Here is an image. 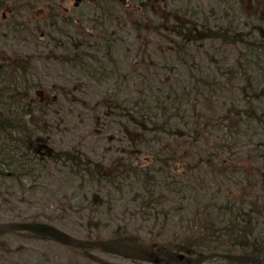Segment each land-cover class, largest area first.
I'll return each mask as SVG.
<instances>
[{"label":"rangeland","instance_id":"374dc122","mask_svg":"<svg viewBox=\"0 0 264 264\" xmlns=\"http://www.w3.org/2000/svg\"><path fill=\"white\" fill-rule=\"evenodd\" d=\"M246 1L247 9L255 8V0ZM149 2L156 12L157 22L166 21L167 26L174 21L168 10L186 5L211 18L223 17L228 12L230 18L238 19L235 0ZM55 3L60 10L59 25L63 26L62 18L68 20L73 16L77 20L76 26L85 32L80 40L76 38L78 36H72L74 39L69 41L66 39L69 43L66 46L70 48L73 41L76 42V48L79 45L81 49H88L84 56L93 60L87 58L86 63L64 61L62 55L67 51L59 43L60 36L54 32L48 34V29L44 28V20L50 12L48 3L25 13L30 27H43L33 36L13 30L18 19L11 17L13 4L7 1L8 8L0 9V63L15 53L29 61L26 66L32 68L30 76L36 82L32 99L43 101L47 96L53 99L47 116L51 126L37 131L48 143L46 152L82 151L92 159L93 166L100 168L96 175L100 182L73 176L68 168L50 161L46 152L40 157L36 151L0 131V264H183V257H168L163 252L168 241L180 233L179 225L170 216L173 214L170 209L178 206L176 197H164L157 218L143 208L139 180L124 178L114 166L115 160L124 165L130 140H136L138 132L126 126L124 119L116 118L100 100L111 92H116L120 100L126 97L132 103L141 96L155 97L167 87L168 81L179 79L188 83L190 71L199 67L203 74L217 77L216 90H210L214 93L211 103L201 102L199 98L192 103L198 102L200 110L213 109L223 115L224 106L241 97V73L245 69L238 68L237 62L244 51L241 52L238 46L203 38L189 53L193 56L191 62L185 63L170 48L164 31L136 30L124 17L118 21L115 18L116 26L108 29L107 25L114 18L106 14L100 19L96 15L94 19L90 0H55ZM259 4L262 10L264 4ZM127 5L131 6L130 3ZM176 17L180 19V16ZM114 29H118L115 55L121 61L119 68L112 72L115 83L109 80L111 70L102 64L96 66L97 62L107 60V53L98 47V43L110 41L116 32ZM69 30L75 34V28ZM201 33L206 35L205 31ZM193 61L196 64L192 69ZM260 65L264 63L260 62ZM163 74L168 75L169 80L163 82L160 77ZM255 80L258 82L259 78L255 77ZM255 133L256 129L252 128L244 137L240 154L245 166H248L246 156L252 149ZM152 148L159 149L160 144ZM150 149L132 163L149 164L155 153ZM39 151L43 152L42 149ZM185 166L182 164L173 172L186 174ZM202 172L205 177L210 175L209 169ZM240 176H231V183L223 184V188L239 195L238 191L245 189L243 185L247 186L243 181V185L240 184L243 175ZM106 179L111 181L105 185ZM217 184L210 188L215 190ZM187 208L191 211L189 205ZM12 227H20L24 232L18 234Z\"/></svg>","mask_w":264,"mask_h":264},{"label":"trees","instance_id":"16d2710c","mask_svg":"<svg viewBox=\"0 0 264 264\" xmlns=\"http://www.w3.org/2000/svg\"><path fill=\"white\" fill-rule=\"evenodd\" d=\"M3 1H11L14 5L11 17L18 20L13 30L33 36L43 27H30L25 13L32 12L44 2L48 3L50 12L44 20V28L48 29V34L54 32L60 36L59 43L67 51L66 55H62L64 61L88 62L89 57L84 56L88 49H81L79 45L76 48L74 41L70 48L66 46V43L69 44L67 41L74 39L72 36H78L76 38L80 40L85 32L76 26L77 20L73 16L68 20L62 18L63 26L59 25L60 10H57L55 0ZM3 1L0 2V9L6 7ZM90 1L94 19L96 15L100 19L106 14L114 18L107 25L108 29L116 26V19L124 17L136 30L166 32L170 48L185 63L191 62L193 56L189 53L203 38L238 46L241 52L244 51L237 62L238 68L246 70L241 73V97L224 106L226 111L223 115L213 109L200 110L198 102L192 103L197 98L211 103L217 79L215 75L203 74L201 68L195 67L194 61L190 68L195 67L196 71H190L188 83L179 79L168 81L167 87H163L155 97L141 96L133 103L126 97L120 100L116 92H111L100 103L116 118L124 119V124L136 130L135 133L138 132L137 139L130 140L124 165L115 160L114 166L124 178L139 180L143 208L157 218L162 211L164 197H176L178 206L170 209L173 212L170 216L179 225L180 233L163 248L166 256H182L183 264H264V65H260V62L264 63V5L262 10L258 7L259 3L264 4V0H255L253 9L246 8V0H235L238 19L235 16L230 18L228 12L223 17L211 18L195 8L191 10L187 5L177 10L172 7L168 10L174 19L170 26L163 20L157 22L150 0ZM70 27L75 28L74 35ZM114 30L116 32L110 34V41L98 43V47L107 53V60L96 63L98 67L102 64L111 70L108 75L113 83L116 77L112 72L121 63L115 55L118 29ZM203 31L206 32L204 36ZM79 44L84 45L83 41ZM19 56L15 53L0 63V131L41 157L47 151L48 143L37 131L46 125L48 128L51 126L47 116L53 99L48 96L43 101L32 99L36 84L30 76L32 68L26 66L29 61ZM166 76H160L163 82L169 80ZM255 77L259 78L258 82ZM252 128L256 129V138L252 140V149L246 156L248 166H245L240 153L244 148V137ZM213 135L215 139L212 140ZM153 143L155 146L160 144V148H152ZM150 148L155 153L149 164L132 163ZM41 149L43 152L39 151ZM46 154L54 164L68 168L73 176L100 182L96 176L100 168L93 166L92 159L82 151L60 149ZM182 164L186 165L184 169L187 173L176 175L174 168ZM206 168L210 173L207 177L202 172ZM240 174L243 175L240 184L243 185V181L247 186L243 185L244 190L239 188V195L223 188V184L231 183V176ZM116 178L117 175L114 180ZM110 181L106 179L105 185ZM216 182V189L210 188ZM12 229L18 234L24 232L20 227Z\"/></svg>","mask_w":264,"mask_h":264},{"label":"flooded vegetation","instance_id":"af4514ba","mask_svg":"<svg viewBox=\"0 0 264 264\" xmlns=\"http://www.w3.org/2000/svg\"><path fill=\"white\" fill-rule=\"evenodd\" d=\"M4 2V1H3ZM4 4L7 6V4H6V2H4ZM7 8H8V6H7ZM12 8H14V5L12 6ZM13 10V9H12ZM180 258H182V257H180Z\"/></svg>","mask_w":264,"mask_h":264},{"label":"water","instance_id":"95a60500","mask_svg":"<svg viewBox=\"0 0 264 264\" xmlns=\"http://www.w3.org/2000/svg\"><path fill=\"white\" fill-rule=\"evenodd\" d=\"M80 1H82V0H76V2H80ZM182 257V256H181Z\"/></svg>","mask_w":264,"mask_h":264}]
</instances>
